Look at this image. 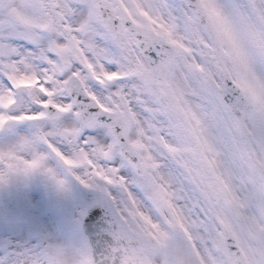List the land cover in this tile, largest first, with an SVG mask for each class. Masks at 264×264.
Returning a JSON list of instances; mask_svg holds the SVG:
<instances>
[{"label": "snow or ice", "instance_id": "1", "mask_svg": "<svg viewBox=\"0 0 264 264\" xmlns=\"http://www.w3.org/2000/svg\"><path fill=\"white\" fill-rule=\"evenodd\" d=\"M0 136V264H264V0H0Z\"/></svg>", "mask_w": 264, "mask_h": 264}, {"label": "rangeland", "instance_id": "2", "mask_svg": "<svg viewBox=\"0 0 264 264\" xmlns=\"http://www.w3.org/2000/svg\"><path fill=\"white\" fill-rule=\"evenodd\" d=\"M4 142H5L4 138L0 136V145H3ZM33 188L38 189L41 192L44 200L49 199V189H48L47 181L45 178H40L37 181H35L33 184ZM71 191L73 193V196L76 202H79L75 194L74 183L71 184Z\"/></svg>", "mask_w": 264, "mask_h": 264}, {"label": "water", "instance_id": "3", "mask_svg": "<svg viewBox=\"0 0 264 264\" xmlns=\"http://www.w3.org/2000/svg\"><path fill=\"white\" fill-rule=\"evenodd\" d=\"M85 195H88V196H94V195H98L96 193H92L91 191H86L85 189L80 191V200H82V198L85 196Z\"/></svg>", "mask_w": 264, "mask_h": 264}]
</instances>
